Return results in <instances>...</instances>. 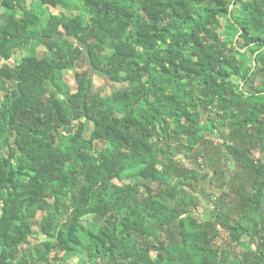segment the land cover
<instances>
[{
	"label": "trees",
	"instance_id": "16d2710c",
	"mask_svg": "<svg viewBox=\"0 0 264 264\" xmlns=\"http://www.w3.org/2000/svg\"><path fill=\"white\" fill-rule=\"evenodd\" d=\"M0 8V264H264V0Z\"/></svg>",
	"mask_w": 264,
	"mask_h": 264
},
{
	"label": "rangeland",
	"instance_id": "374dc122",
	"mask_svg": "<svg viewBox=\"0 0 264 264\" xmlns=\"http://www.w3.org/2000/svg\"><path fill=\"white\" fill-rule=\"evenodd\" d=\"M29 1H30V4H34V3L39 2V0H29ZM0 12H2V8H0ZM54 12L58 13L57 10H54ZM219 34L222 37V34L220 31H219ZM10 63L12 64L13 60ZM86 63H85V58H80L77 62L78 67H76L75 71L78 73L88 71V74L90 76H92V78H93L94 87L97 90H99L102 95L109 93L112 90L111 83L104 76H101L97 73H94L92 70L87 69V67H85ZM65 78H66L69 86L72 89H74L76 87L77 83H76L75 75L73 74V72L66 73ZM1 92L4 93V91H1ZM227 134H228L227 129H224V130L220 131L219 133H218V131H216L213 135L207 136L208 142H205L204 145L200 146L201 148L196 147L195 149H193L189 153L179 152V154H177V156H176V160H178L179 163L186 165V166H194L199 171L198 181L195 185L193 184V187L195 189L191 188V187L186 188V195H188V197H191V199L195 202V205H196V210H194V214H199V213L203 212L202 206L207 204L206 203L207 200H209L211 195L214 194L213 186L219 185L222 182V180H214V182L212 184V182L210 180L212 178V175H213L211 167L207 166V164L204 163V159L202 158V156L197 157L198 162L202 166H197L194 163L195 151H200V150H202V147H203L204 149H206L207 155H209L213 158L216 157V158H214V160H216L215 162L218 163L217 165H219L220 168H223L225 161L219 155L220 154L219 145L223 142V140L224 141L226 140L225 137H227ZM210 142H212V144ZM254 155L256 158H261L260 153H258V151H256V150H255ZM217 159H219V162H217L218 161ZM214 166L215 165L213 163L212 167H214ZM231 167H233L232 163L229 164L228 169ZM237 172L239 173L240 171H237ZM204 175H209V176H206L205 178H203ZM114 182L117 184H122L121 182H119L117 180H114ZM126 183H128V181L124 182V184H126ZM139 194H141V193H139ZM229 197L230 196L225 197L226 202H227V199ZM40 216H41V213L39 212L37 214V218H39ZM34 231H35V233L33 234V236L30 239L31 244L40 243L42 240H44L43 236L38 232L36 227L34 228ZM51 255H52V253H50V257H51ZM75 262H76V258L71 259V263H75ZM54 264H57V262L55 261ZM63 264H67V263H63Z\"/></svg>",
	"mask_w": 264,
	"mask_h": 264
},
{
	"label": "water",
	"instance_id": "95a60500",
	"mask_svg": "<svg viewBox=\"0 0 264 264\" xmlns=\"http://www.w3.org/2000/svg\"><path fill=\"white\" fill-rule=\"evenodd\" d=\"M253 62H254V60H253Z\"/></svg>",
	"mask_w": 264,
	"mask_h": 264
}]
</instances>
